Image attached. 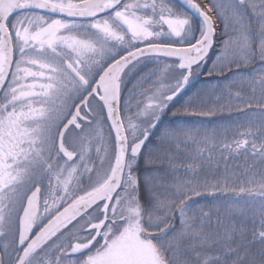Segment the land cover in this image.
<instances>
[{
  "label": "snow or ice",
  "instance_id": "1",
  "mask_svg": "<svg viewBox=\"0 0 264 264\" xmlns=\"http://www.w3.org/2000/svg\"><path fill=\"white\" fill-rule=\"evenodd\" d=\"M0 264H264V0H0Z\"/></svg>",
  "mask_w": 264,
  "mask_h": 264
},
{
  "label": "trees",
  "instance_id": "2",
  "mask_svg": "<svg viewBox=\"0 0 264 264\" xmlns=\"http://www.w3.org/2000/svg\"><path fill=\"white\" fill-rule=\"evenodd\" d=\"M196 87H201L202 84L200 82H194ZM212 83H215L214 81ZM178 106V105H177ZM168 119H171V115L169 114L168 118L165 120V124L168 123ZM194 122L196 123H200V122H203L204 124H206L207 126H211V124L209 123V121L207 119H203V118H199V117H194V118H191ZM218 122L221 123L222 126H227L228 123H229V118L227 116H225L222 120L217 118ZM214 122H217V121H214Z\"/></svg>",
  "mask_w": 264,
  "mask_h": 264
}]
</instances>
